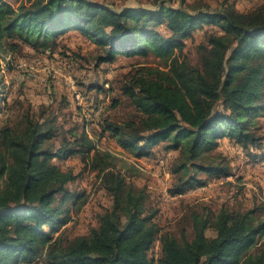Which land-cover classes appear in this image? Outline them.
<instances>
[{
	"label": "trees",
	"instance_id": "obj_1",
	"mask_svg": "<svg viewBox=\"0 0 264 264\" xmlns=\"http://www.w3.org/2000/svg\"><path fill=\"white\" fill-rule=\"evenodd\" d=\"M185 1L174 6L172 0H154L145 7L93 0H17L15 6L0 0L2 52L47 50L58 32L73 28L96 44V66L151 54L164 63L163 69L128 74L121 91L134 116L107 119L104 131L136 158L150 156L160 141L165 152L180 151L171 170L172 196L205 187L199 172L231 177L227 158L216 152L220 140L244 150L259 146L257 118L264 112V3L240 11L229 3L216 10L202 1L187 7ZM205 25L219 30L199 45L201 64L194 66L184 48ZM161 26L168 35L157 30ZM41 120L28 117L19 131L0 129V264H264V248L253 253L264 236L256 208L214 212L196 205L182 217L180 231L165 230L156 221L159 210L148 208L149 191L127 179L115 154L85 131L56 149L50 143L57 136L54 118ZM75 155L97 173L112 207L98 226L69 239L55 234L72 219L66 205L77 195L67 185L78 175L54 159ZM157 242L156 260L150 252Z\"/></svg>",
	"mask_w": 264,
	"mask_h": 264
},
{
	"label": "rangeland",
	"instance_id": "obj_2",
	"mask_svg": "<svg viewBox=\"0 0 264 264\" xmlns=\"http://www.w3.org/2000/svg\"><path fill=\"white\" fill-rule=\"evenodd\" d=\"M93 1L114 3L115 6L150 7L154 0ZM172 1L174 6L181 3V0ZM199 1L216 10L229 3L240 11L252 10L264 3V0H186L184 4L190 7ZM10 2L17 6L19 1ZM157 30L169 34L165 26L157 27ZM218 30L205 25L187 39L184 53L192 65L200 66L199 45L206 40L208 33ZM57 34L53 46L47 50L37 52L23 46L15 52L0 51V98L3 101L0 102V129L10 126L19 131L25 127L28 117L36 122L42 121L41 118L44 121L54 118L57 136L50 143H54L56 149L65 138L74 142L85 131L99 148L117 156L118 169L129 181L140 188H147L150 195L148 208L159 210L156 221L165 230L177 233L182 217L196 205H206L214 212L222 207L237 212L256 208L258 215L264 219V112L257 118V136L261 137L259 146L244 150L233 140H220L216 152L227 158L232 167L231 177L212 178L199 172L197 174L207 180L205 187L172 196L169 190H176V177L171 170L180 151L165 152L163 147L166 142L160 141L152 148L150 156L136 158L131 152L121 149L115 138L104 131L105 120L121 122L134 116V107L121 91L128 74L143 67L163 69L164 63L151 54L147 57L119 56L113 63L96 66L97 46L90 38L73 28ZM71 83L82 94V101L74 96ZM54 163L62 170H71L78 175L67 188L80 196L78 200L76 197L67 203L72 219L55 236L62 233L70 239L87 234L98 226L101 214L112 207V199L103 189L97 173L85 166L82 156L54 159ZM214 234V231H208L209 236ZM263 248L264 236L259 239L253 253ZM150 255L156 260L159 258V242Z\"/></svg>",
	"mask_w": 264,
	"mask_h": 264
},
{
	"label": "built area",
	"instance_id": "obj_3",
	"mask_svg": "<svg viewBox=\"0 0 264 264\" xmlns=\"http://www.w3.org/2000/svg\"><path fill=\"white\" fill-rule=\"evenodd\" d=\"M70 87H71V90L73 91L76 99L79 100V101H82V98H83L82 97V94L76 89L75 84L74 83H71Z\"/></svg>",
	"mask_w": 264,
	"mask_h": 264
},
{
	"label": "crops",
	"instance_id": "obj_4",
	"mask_svg": "<svg viewBox=\"0 0 264 264\" xmlns=\"http://www.w3.org/2000/svg\"><path fill=\"white\" fill-rule=\"evenodd\" d=\"M121 58H125V56L123 57V56H121Z\"/></svg>",
	"mask_w": 264,
	"mask_h": 264
}]
</instances>
